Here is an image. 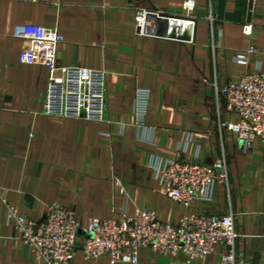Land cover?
<instances>
[{"label":"crops","instance_id":"0c3cea01","mask_svg":"<svg viewBox=\"0 0 264 264\" xmlns=\"http://www.w3.org/2000/svg\"><path fill=\"white\" fill-rule=\"evenodd\" d=\"M0 0V264H41L7 221L4 200L41 220L57 203L83 221L112 218L151 208L159 220L177 222L193 213L233 214L235 254L244 264H264V144L244 152L220 121L236 116L218 104L214 86L245 72L264 74V0ZM178 23L190 21L182 39L139 35L138 11ZM212 17V20L209 17ZM174 22V23H173ZM176 22V23H175ZM23 24L56 27L59 68L106 72L101 121L50 116L43 112L48 70L19 62L24 42L13 36ZM254 48L248 65L234 54ZM61 79V73L55 74ZM139 90L148 92L145 128L133 113ZM206 163L225 158L228 184L211 201L188 207L170 200L154 178L151 158ZM223 245L204 258L165 256L142 248L137 264H223ZM69 264H109L85 259L78 249Z\"/></svg>","mask_w":264,"mask_h":264},{"label":"built area","instance_id":"2783aa9c","mask_svg":"<svg viewBox=\"0 0 264 264\" xmlns=\"http://www.w3.org/2000/svg\"><path fill=\"white\" fill-rule=\"evenodd\" d=\"M193 2L188 0L184 8L189 13ZM212 20V17H209ZM160 22L167 26L166 36L182 39L190 25L184 21L178 26L159 18L157 13L138 11L135 28L139 35H152ZM13 36L24 42L19 62L38 64L48 72L43 112L50 116L101 121L105 115L106 72L84 67L59 68L58 46L64 42L56 27L40 24H23L14 28ZM254 48L234 54L233 60L248 65ZM61 73L56 80L55 74ZM218 104L236 116L235 120L220 121V127L228 130L241 143L244 152H250L257 143L264 144V74L245 72L223 86H214ZM148 92L139 90L133 113L138 130L145 128L144 117L148 107ZM177 148L173 158L154 156L150 167L154 178L163 186L166 196L184 207L195 200L211 201L218 185L228 184L225 158L206 163H193L182 158L187 142ZM6 218L14 224L20 239L33 252L41 264H69L79 249L85 259L106 257L109 264H137L138 253L149 248L165 256L182 254L187 262L204 258L217 245L227 252L222 255L223 264H244L235 254L238 237L233 214L211 215L193 213L177 222L159 220L151 208L124 211L112 218L80 220L74 211L57 203L47 206L41 220L22 215L17 206L4 200Z\"/></svg>","mask_w":264,"mask_h":264},{"label":"bare ground","instance_id":"6f19581e","mask_svg":"<svg viewBox=\"0 0 264 264\" xmlns=\"http://www.w3.org/2000/svg\"><path fill=\"white\" fill-rule=\"evenodd\" d=\"M174 23V22H173ZM176 23V22H175Z\"/></svg>","mask_w":264,"mask_h":264}]
</instances>
